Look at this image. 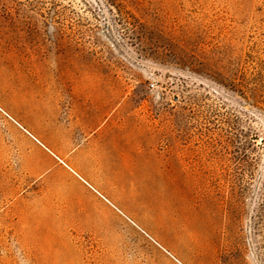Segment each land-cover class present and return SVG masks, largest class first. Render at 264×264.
Masks as SVG:
<instances>
[{"label": "rangeland", "instance_id": "rangeland-1", "mask_svg": "<svg viewBox=\"0 0 264 264\" xmlns=\"http://www.w3.org/2000/svg\"><path fill=\"white\" fill-rule=\"evenodd\" d=\"M0 264H264V0H0Z\"/></svg>", "mask_w": 264, "mask_h": 264}]
</instances>
